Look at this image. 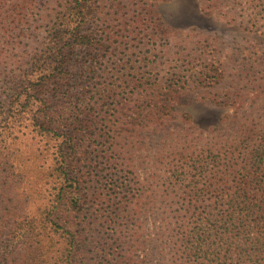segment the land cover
I'll use <instances>...</instances> for the list:
<instances>
[{"label":"rangeland","instance_id":"obj_1","mask_svg":"<svg viewBox=\"0 0 264 264\" xmlns=\"http://www.w3.org/2000/svg\"><path fill=\"white\" fill-rule=\"evenodd\" d=\"M68 1L0 0L2 240L15 264H59L68 230L77 264H179V226L214 212V158L264 135L262 4L89 0L62 27ZM60 28L94 42H61L68 80L38 88L31 58Z\"/></svg>","mask_w":264,"mask_h":264},{"label":"trees","instance_id":"obj_2","mask_svg":"<svg viewBox=\"0 0 264 264\" xmlns=\"http://www.w3.org/2000/svg\"><path fill=\"white\" fill-rule=\"evenodd\" d=\"M87 2L89 3V0H69L65 7L66 12L61 17L63 21L59 24L63 27L69 23L70 16L75 17L78 13L82 15ZM260 2L262 4L260 17L264 22V0ZM62 32L63 28H60L56 35L49 39L48 43L55 45L54 48L48 45L45 53L35 54L31 58L29 68L32 72L25 77L32 76L37 82L34 86L38 88H42L43 80L49 76L55 78L54 84L60 87L61 82L68 80L64 71L68 54H65L61 42H82L81 45L94 42L86 35L64 36ZM76 44L79 43L69 44V49L73 50ZM46 70H49V75H44ZM88 72L90 74L92 72L91 63ZM89 73L86 72L87 76ZM24 80L25 78H22L20 83ZM26 81L22 84L23 89L29 83L27 79ZM23 94L22 91L16 93L19 96ZM45 105L46 102H42L38 106L40 107L38 112H41L39 117L43 116V119L38 118L41 121H49L48 106ZM43 125L45 124L41 123L39 128ZM75 125L78 126L80 123ZM77 149V144L70 138L64 143V149L60 150V167L65 176H69V172H66L69 171V159ZM214 164L216 167L212 171L211 183L207 184L209 189L216 185L212 190V195L216 199L214 212L209 214L208 218H200L192 223L194 224L192 230L184 223L179 226L182 232L178 238L176 260L180 262L179 264H264V135L258 137L250 149L245 145L238 148L237 153L216 156ZM64 222L66 223L67 219ZM2 223L0 241L3 245L0 251V264H15L9 247L12 239L5 237V240H2ZM45 230L32 232L34 245L42 244L44 235L48 236ZM66 235L69 242H65L67 245L57 252L58 256L54 263L77 264L73 250L81 235L71 230H68ZM28 244L29 247L33 246L31 242ZM45 256L44 252L39 254V263L45 262ZM52 259L53 257L48 264H51Z\"/></svg>","mask_w":264,"mask_h":264}]
</instances>
